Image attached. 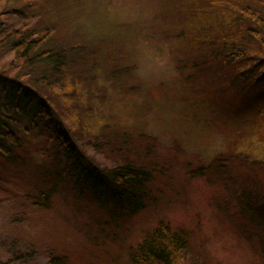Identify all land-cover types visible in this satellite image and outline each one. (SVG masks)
Here are the masks:
<instances>
[{"label":"rangeland","instance_id":"rangeland-1","mask_svg":"<svg viewBox=\"0 0 264 264\" xmlns=\"http://www.w3.org/2000/svg\"><path fill=\"white\" fill-rule=\"evenodd\" d=\"M184 1L66 0L59 36L90 44L125 69L110 80L105 67V75L75 94L55 90L56 104L73 139L97 164L118 165L125 156L150 179L143 207L130 212L100 207L86 184L66 176L50 209L12 226L8 235L33 257L13 264H51L53 258L59 264H130V248L160 220L187 232L186 262L264 264L255 225L249 231L248 219L224 209L230 187L223 172L206 170L226 152L264 151V133L254 132L261 127L262 95L251 80L239 90L230 66L176 64L188 54L174 35L186 24ZM38 137L52 140L47 133Z\"/></svg>","mask_w":264,"mask_h":264},{"label":"trees","instance_id":"trees-1","mask_svg":"<svg viewBox=\"0 0 264 264\" xmlns=\"http://www.w3.org/2000/svg\"><path fill=\"white\" fill-rule=\"evenodd\" d=\"M191 1L195 4L194 0L182 3L186 24L174 33L188 54L177 58L176 64L193 70L230 66L239 90L251 80L262 95L261 127L254 132L264 133V0H204L205 8L193 7ZM4 2L0 7V264H13L23 256L33 257L18 237L8 235L14 234L12 226L50 209L66 176L86 184L100 207L112 204L115 210L130 212L143 207L150 176L125 156L118 165L97 164L73 139L55 101L57 89L75 94L105 75L100 74L105 67L110 80L125 67L112 66L113 61L90 44L59 36L64 31L62 18L68 14L66 0ZM39 133L50 135V143L37 142ZM33 144L37 154L31 150ZM215 161L206 170L223 172L230 187L229 206L224 209L248 219L249 231L255 225L264 257V151L255 155L230 151ZM6 211L13 214L3 218ZM188 243L186 231L160 220L130 248L128 261L198 264L184 259ZM51 264L59 261L53 258Z\"/></svg>","mask_w":264,"mask_h":264}]
</instances>
